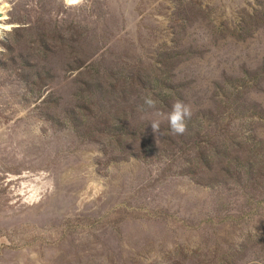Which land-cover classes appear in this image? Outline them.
Here are the masks:
<instances>
[{"label": "rangeland", "instance_id": "374dc122", "mask_svg": "<svg viewBox=\"0 0 264 264\" xmlns=\"http://www.w3.org/2000/svg\"><path fill=\"white\" fill-rule=\"evenodd\" d=\"M2 18L0 264H264V0Z\"/></svg>", "mask_w": 264, "mask_h": 264}, {"label": "clouds", "instance_id": "9594fccd", "mask_svg": "<svg viewBox=\"0 0 264 264\" xmlns=\"http://www.w3.org/2000/svg\"><path fill=\"white\" fill-rule=\"evenodd\" d=\"M144 104L148 107H154L155 101L151 97L144 98ZM191 117L190 107L177 100L173 103L171 111L167 114L168 127L173 134L182 135L186 131V121ZM154 132L160 133L159 121L151 122Z\"/></svg>", "mask_w": 264, "mask_h": 264}, {"label": "bare ground", "instance_id": "6f19581e", "mask_svg": "<svg viewBox=\"0 0 264 264\" xmlns=\"http://www.w3.org/2000/svg\"><path fill=\"white\" fill-rule=\"evenodd\" d=\"M2 1H5V0H0V2H2ZM79 1L80 0H68V2H69V4H76V3H79ZM3 14V13H2ZM6 15V14H5ZM4 19L5 18H2V19H0V33H1V31H2V29H4V28H8V26H6L4 23H3V21H4Z\"/></svg>", "mask_w": 264, "mask_h": 264}, {"label": "water", "instance_id": "95a60500", "mask_svg": "<svg viewBox=\"0 0 264 264\" xmlns=\"http://www.w3.org/2000/svg\"><path fill=\"white\" fill-rule=\"evenodd\" d=\"M75 1V0H74Z\"/></svg>", "mask_w": 264, "mask_h": 264}]
</instances>
